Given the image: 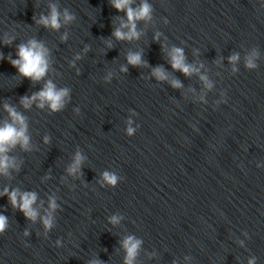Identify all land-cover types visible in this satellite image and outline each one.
I'll use <instances>...</instances> for the list:
<instances>
[{
    "label": "clouds",
    "instance_id": "obj_1",
    "mask_svg": "<svg viewBox=\"0 0 264 264\" xmlns=\"http://www.w3.org/2000/svg\"><path fill=\"white\" fill-rule=\"evenodd\" d=\"M112 6L119 12H126L127 22L121 24V28H117L113 32L119 40H132L134 38H139V33L136 31V21L137 20H150L152 13V6L142 0L141 5L138 8H132V0H111ZM64 22H70L74 19L73 15H70L67 10L63 14ZM39 23L43 24L45 27H51L53 29H59L61 27L60 23V13L57 11L55 6L51 8V14L48 17L41 16ZM127 28L128 31H122L121 29ZM67 37H63L66 39ZM158 38V37H157ZM10 43V41H6ZM48 50L43 46L42 43H38L36 40H31L27 45H20L18 48V59L10 60V63L13 67L17 68L18 72L32 81L41 80L47 73L48 70V60H47ZM256 53H253V56H250L246 60V67L253 69L256 67L253 57ZM171 57V66L174 70L181 71L185 75H191L193 72H198L199 69L194 68L193 66L185 63V57L183 50L180 48H173L170 53ZM79 59V57H77ZM230 62H235L238 60V56L233 55L230 58ZM127 61L132 66H140L143 62L141 59V54L129 53L127 56ZM122 71H127L126 68H122ZM235 70V69H234ZM153 75L158 80H165L167 76L162 68L157 67L153 70ZM200 79L204 81L205 86L211 88V84L207 81V77L201 76ZM172 86L175 88L181 87L179 81H172ZM68 89L62 88L57 89L56 86L51 82H46L44 88L34 93L31 97L25 96L21 98V103L25 108H28L32 105L33 102L39 101L38 107L43 108L46 104L52 111H60L65 106V98L68 96ZM5 109L9 112L13 123H6L3 127H0V173L7 174V170L10 167H15V163L10 159L6 153L10 148L15 147L18 143L27 150L29 137L26 135L27 126L25 124L24 117L15 111L14 108L5 105ZM19 125V127H17ZM128 134L131 135L134 132V129L131 127L128 128ZM48 138L45 137V142ZM83 157L78 152L75 157L74 164L69 168L70 174H75L79 171L81 161ZM103 179L109 185H115L117 183V176L109 172L103 174ZM3 195H7L8 199L13 208H18L22 211L27 219L35 221L38 212L33 207L37 197L33 192H24L19 193L17 190H12L9 192L7 188L4 189ZM57 207L54 200L50 201L49 208L54 210ZM44 227L46 230L50 229L53 225L51 211L42 218ZM111 223H119V218L113 216L111 218ZM7 217L0 215V234L4 232L7 227ZM25 235H28L25 232ZM141 241L135 239L132 236L127 237L123 241V247L126 250L125 264H133L134 258L137 255V250L139 249ZM93 264H99L98 261H93ZM249 264H254V261H250Z\"/></svg>",
    "mask_w": 264,
    "mask_h": 264
}]
</instances>
